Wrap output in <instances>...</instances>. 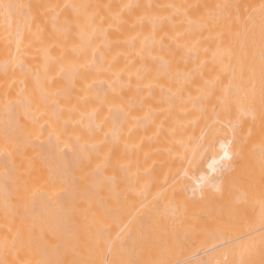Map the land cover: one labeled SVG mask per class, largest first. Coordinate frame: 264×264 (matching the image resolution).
Listing matches in <instances>:
<instances>
[{
	"label": "bare ground",
	"instance_id": "6f19581e",
	"mask_svg": "<svg viewBox=\"0 0 264 264\" xmlns=\"http://www.w3.org/2000/svg\"><path fill=\"white\" fill-rule=\"evenodd\" d=\"M0 264H264V0H0Z\"/></svg>",
	"mask_w": 264,
	"mask_h": 264
},
{
	"label": "snow or ice",
	"instance_id": "6c2138e0",
	"mask_svg": "<svg viewBox=\"0 0 264 264\" xmlns=\"http://www.w3.org/2000/svg\"><path fill=\"white\" fill-rule=\"evenodd\" d=\"M7 7V6H6Z\"/></svg>",
	"mask_w": 264,
	"mask_h": 264
}]
</instances>
